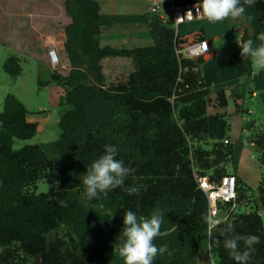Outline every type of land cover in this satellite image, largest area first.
Returning a JSON list of instances; mask_svg holds the SVG:
<instances>
[{"label":"trees","instance_id":"16d2710c","mask_svg":"<svg viewBox=\"0 0 264 264\" xmlns=\"http://www.w3.org/2000/svg\"><path fill=\"white\" fill-rule=\"evenodd\" d=\"M199 0H172V6L198 4ZM240 41L255 44L264 33V0L245 5ZM70 18L65 27L63 49L70 68L60 75L51 70L49 81L62 89L58 105L59 135L54 141L57 159H49L39 145L13 149L15 140H29L38 124L29 122L30 112L15 96L7 94L0 112V264H31L42 255V264H106L110 253L119 251L124 212L131 210L138 219L150 218L155 210L163 216L162 235L157 247L168 246L153 264H196L207 256L204 240L205 198L197 189L194 174L206 175L218 183L224 176L237 180L236 205L252 202L249 187L235 173V147L228 137L226 113L209 114L210 108L227 106V88L210 90L201 74L203 57L185 58L181 52L206 40L203 29L186 30L187 24L173 26L172 14L162 18L149 11L145 21L153 41L151 46L134 49L100 46L103 30L98 0H64ZM250 17V18H249ZM241 52V49H240ZM241 56V55H240ZM129 58L133 71L122 81L106 85L100 62L105 58ZM251 78V59L241 56ZM9 82L21 74V61L10 55L2 65ZM233 108L241 111L243 94L229 89ZM97 98L110 103L111 117L97 127L87 121V108ZM264 102V93L262 95ZM76 130L86 133L84 142L73 138ZM228 143L224 144L223 140ZM249 143L263 169L257 195L264 215V131L250 135ZM106 145L115 146L117 159L135 169L125 186H137V194L122 188L85 198L82 178ZM234 167V166H233ZM54 175L58 187L53 193L35 194L39 181ZM234 231L227 235H258L261 242L249 264H264V229L256 210L234 213L227 221ZM227 225H221V228ZM214 231L209 253L214 264H235L223 239ZM220 243L217 244V240ZM241 249L244 245L241 242Z\"/></svg>","mask_w":264,"mask_h":264},{"label":"rangeland","instance_id":"374dc122","mask_svg":"<svg viewBox=\"0 0 264 264\" xmlns=\"http://www.w3.org/2000/svg\"><path fill=\"white\" fill-rule=\"evenodd\" d=\"M154 1L164 2V0ZM138 6L132 3L131 11L137 12ZM49 7L47 0H0V112L3 108L4 97L11 94L20 100L30 112L27 120L39 124L38 131L33 138L25 141H14V150L26 145H40L50 136L59 133L56 123L62 111L58 105L62 89L53 82L47 86L38 84V80L49 81V75L48 71L43 69L42 64L37 61V40L34 36L37 23L40 22L37 19V12L47 11ZM169 11L166 8L160 13L168 16ZM187 26L190 30L203 29L207 37L221 32H230L238 29V27H245L251 34L249 21L243 16L235 20L226 18L215 22L208 19L195 20ZM225 51L226 49L223 50V52ZM236 52L237 50L234 48L227 54H220L218 58L206 65H201V74L207 79L210 98H213L216 89L212 83H209L210 78L213 77L216 80L218 76L217 72H214V68L229 70L237 75L240 73V69L244 67L243 64H239V55ZM10 55L18 56L21 61V74L15 84L9 82L8 75L2 70L3 62ZM251 69L250 79L244 76V78L240 77L239 81L233 83V85L239 84V91L243 94L241 111L236 112L234 110L231 95L227 92V106L224 109H219L218 113H226L228 116V137L235 147L234 167L229 165L228 171L235 173L242 184L249 187L251 191V204L239 205L235 212L245 213L256 210L262 218L264 229V215L257 195V187L260 178L263 176V169L256 161L255 149L249 143L251 134L264 131V102L261 98L264 93V71H257L253 63H251ZM57 182V178L52 175L43 181H39L34 192L35 194L53 193L58 187ZM208 261L209 259L206 258L201 264H210ZM108 264H125V261L118 252L113 250Z\"/></svg>","mask_w":264,"mask_h":264},{"label":"crops","instance_id":"0c3cea01","mask_svg":"<svg viewBox=\"0 0 264 264\" xmlns=\"http://www.w3.org/2000/svg\"><path fill=\"white\" fill-rule=\"evenodd\" d=\"M47 1L50 5L49 10L37 12V19L40 21L37 23L36 34L34 35L37 40V61L42 64V68L47 70L48 75H50L52 68L49 65L47 51L50 47H53L57 51L60 61L59 67L53 70H56L60 75L65 76L68 74L70 63L67 54L63 49L65 41L64 29L70 23V18L64 11V0ZM98 2L100 5V21L104 25L98 39L100 46L134 49L151 46L153 44L145 21V14L148 12V7L152 1L98 0ZM156 2L159 7L156 14L165 18L166 15L163 13L161 14L160 11H164L168 8L170 10L168 14L172 12V0ZM132 3L139 5L137 12L131 11L130 6ZM188 24L189 23H187V25ZM242 29L243 27H238L236 30L221 32L211 37L205 35V39L211 47V52L202 56L204 60L203 66L215 60V58H218L220 54H227L229 51H233L234 48L237 50L236 54L239 55L238 62L239 64H242L240 48L237 44V40L240 41ZM186 30L191 31L188 28H186ZM259 43L260 41L257 40L256 44L258 45ZM225 49L226 51L223 52ZM100 65L106 85H112L124 80L134 69L131 59L122 57L105 58L101 60ZM213 70H215L214 72H217L218 76L216 77V80H214L213 77L210 78L209 83H212L216 89L221 87L227 88L228 90L226 92H229V89L239 90V84L233 85V83L239 81L240 77L244 78L246 72L244 67L240 69V73L237 75L222 68H214ZM204 79L207 83L206 77H204ZM107 102V100L97 98L87 108V121L91 127H97L111 117L112 109L110 103L108 102V104ZM218 110L219 109L210 108L208 112L209 114H215L218 113ZM57 124L58 121L56 126ZM58 135L59 133L50 136L39 145L49 159L58 158V152L54 146V141L57 139ZM73 138L77 142H84L86 140V133L82 130H76L73 134ZM116 252L119 253V251ZM110 255L108 262L110 261ZM204 259H206L205 255L198 257L196 264H201ZM108 262L106 264H108ZM208 262L210 263V261Z\"/></svg>","mask_w":264,"mask_h":264},{"label":"clouds","instance_id":"9594fccd","mask_svg":"<svg viewBox=\"0 0 264 264\" xmlns=\"http://www.w3.org/2000/svg\"><path fill=\"white\" fill-rule=\"evenodd\" d=\"M256 0H199L196 5L197 12L210 21H222L226 18H241L246 9ZM189 13V12H188ZM250 18V17H249ZM257 45L252 39L238 41L241 49L240 55L251 59L257 71H264V33L258 37ZM207 51V45H205ZM115 146L106 145L104 154L87 167L82 178L85 187V198L89 201L98 199L99 194L107 196L109 191L122 188L128 195L137 194V186H125L126 178L135 172V169L125 166L124 162L117 159ZM58 183V182H57ZM208 235L218 231L223 239V247L229 251L235 264H249L255 252V245L261 242L258 235H227L234 231L233 225L228 224L227 216H220L217 212L209 210L203 217ZM164 216L159 210L153 211L150 218L138 219L135 212L128 210L123 216L122 241L119 245V254L124 258L125 264H153L158 255L168 251V246L157 247L154 243L156 237L162 235L161 226ZM221 225H227L221 228ZM241 242L244 249H241ZM220 240H217V244Z\"/></svg>","mask_w":264,"mask_h":264},{"label":"built area","instance_id":"2783aa9c","mask_svg":"<svg viewBox=\"0 0 264 264\" xmlns=\"http://www.w3.org/2000/svg\"><path fill=\"white\" fill-rule=\"evenodd\" d=\"M196 5L197 4L182 7L172 6L171 14L173 26L177 28L179 25L184 23L187 24L195 20L206 19L197 12ZM158 9L159 7L156 1H152L148 7V11L152 14H156ZM205 45H207V51H205ZM210 52L211 47L208 41L202 40L185 48L181 52V55L185 58H196L205 54H209ZM47 54L49 65L53 69L57 68L60 65L57 51L53 47H50L47 51ZM223 143L227 144L228 140L224 139ZM194 179L197 189L203 194L205 198V215L209 212V210H211L217 212L220 216H227L229 221L234 213H236L235 209L237 208L235 203L238 188L236 177L233 175H227L224 176L218 183L211 181L206 175L194 174ZM210 239L211 237L208 235L206 225L204 240L207 247V256L210 264H214L209 253Z\"/></svg>","mask_w":264,"mask_h":264},{"label":"water","instance_id":"95a60500","mask_svg":"<svg viewBox=\"0 0 264 264\" xmlns=\"http://www.w3.org/2000/svg\"><path fill=\"white\" fill-rule=\"evenodd\" d=\"M42 255L38 254L34 257L33 261L31 262V264H42Z\"/></svg>","mask_w":264,"mask_h":264}]
</instances>
